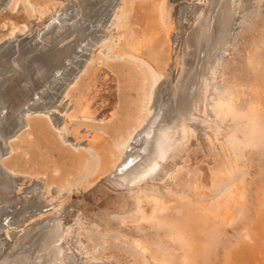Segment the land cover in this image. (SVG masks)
Wrapping results in <instances>:
<instances>
[{"label": "bare ground", "instance_id": "1", "mask_svg": "<svg viewBox=\"0 0 264 264\" xmlns=\"http://www.w3.org/2000/svg\"><path fill=\"white\" fill-rule=\"evenodd\" d=\"M0 264H264V0H0Z\"/></svg>", "mask_w": 264, "mask_h": 264}, {"label": "rangeland", "instance_id": "2", "mask_svg": "<svg viewBox=\"0 0 264 264\" xmlns=\"http://www.w3.org/2000/svg\"><path fill=\"white\" fill-rule=\"evenodd\" d=\"M0 225H1V221H0Z\"/></svg>", "mask_w": 264, "mask_h": 264}]
</instances>
